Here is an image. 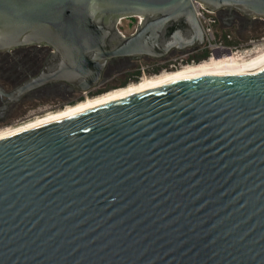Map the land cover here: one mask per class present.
Instances as JSON below:
<instances>
[{"label": "water", "instance_id": "water-1", "mask_svg": "<svg viewBox=\"0 0 264 264\" xmlns=\"http://www.w3.org/2000/svg\"><path fill=\"white\" fill-rule=\"evenodd\" d=\"M197 1L264 19V0ZM196 13L194 0H0V51L53 48L0 93L88 92L115 59L198 50ZM0 264H264V62L0 138Z\"/></svg>", "mask_w": 264, "mask_h": 264}, {"label": "flooded vegetation", "instance_id": "flooded-vegetation-1", "mask_svg": "<svg viewBox=\"0 0 264 264\" xmlns=\"http://www.w3.org/2000/svg\"><path fill=\"white\" fill-rule=\"evenodd\" d=\"M223 14H227L230 16L234 15L232 24L236 26L238 25V27H244L250 22L249 17L244 16L238 12L224 13V11L223 13H217L219 22H221V15ZM132 17L140 18V16ZM140 22L141 18L139 23ZM120 31H122V29H120ZM218 32H220L219 28ZM123 33L125 35H129L133 32ZM204 48L205 47H201L198 50L187 49L185 51L173 50L165 58L162 59L154 58L151 56H143L142 58L146 57L149 59L150 57L163 62L161 64H158L157 67L153 68L154 71H158L162 67L176 68L181 63L178 59H184L185 56H189L192 53L194 54L202 51L204 50ZM52 51L53 48L50 45H47V43L20 45L13 47L7 51H0V87L6 92H10L15 88V86L17 87L27 79L36 76L42 69L47 56ZM135 60L140 59L120 58V60L115 59L113 61H110L106 69L104 70V75L102 76V80L100 81L99 85L90 91L88 90L86 94L83 91L74 89L71 84L64 81L50 82L42 85L41 87L33 88L24 93L20 98L16 100L6 101L8 99V96L6 94L0 93V130L9 127L8 124L10 123L20 124L26 122L27 120L36 118L35 116L38 115H35L34 112L37 109L41 108V104L50 102V104H48L49 107H55L61 104L62 106H64L66 105L65 103H73L84 99L86 95L89 96L90 94L93 96L95 94L106 91L109 88L108 83L105 82L107 75H111V73L118 68L130 66ZM173 61H177V63H173ZM132 75L135 78H139V74L136 73V71L134 72V74L132 73ZM20 117L23 118L20 119Z\"/></svg>", "mask_w": 264, "mask_h": 264}, {"label": "bare ground", "instance_id": "bare-ground-1", "mask_svg": "<svg viewBox=\"0 0 264 264\" xmlns=\"http://www.w3.org/2000/svg\"><path fill=\"white\" fill-rule=\"evenodd\" d=\"M252 52L253 53L249 52V57L244 52L229 53L227 57L215 56L212 59H206L199 63L187 64L178 67L174 71H165L160 75L158 74L153 77H144L137 83L118 88L116 90L104 93L100 96H96L93 98L87 96L85 100L80 101L79 103H76L74 105H68L57 111L38 116L33 120L27 121L14 127L1 129L0 138L13 135L24 130L36 128L38 126H44V124L60 120L73 114L93 108L95 106H99L114 100L118 101V99L164 86L174 81L188 78L192 79L201 76L207 77L211 75L239 73L248 70L264 62V46L259 51L256 52L255 50H253Z\"/></svg>", "mask_w": 264, "mask_h": 264}, {"label": "rangeland", "instance_id": "rangeland-1", "mask_svg": "<svg viewBox=\"0 0 264 264\" xmlns=\"http://www.w3.org/2000/svg\"><path fill=\"white\" fill-rule=\"evenodd\" d=\"M249 20H250V22L248 24H246L244 27H241V26L238 27V25L236 26L233 24L230 26H227V25H224L222 22H219L218 28H220V32L218 33V35H219L218 39L221 42H223L224 44L231 46L233 50L238 51L239 53L245 52L246 49H248L251 53L252 47H255L258 45L264 46V19H262V18H253V19L250 18ZM139 21H140V18H138V17H127L122 21L123 23H122V25H120V29H122L123 32H125V33L134 32ZM206 59H209L208 56L206 58H203V59H196V53H194V54L192 53L189 56H185L184 59H181V58L178 59L181 63L177 67H181V66H184L187 64L199 63V62L204 61ZM174 62L177 63V61H173V63ZM161 63H163V62H161L157 59H153L150 57L148 59V58L144 57L140 60L133 61V63L130 66H126V67H122V68H118V69L114 70L111 73V75H107L105 82L108 83L109 88L102 93L104 94L105 92L107 93V92L116 90L118 88L126 87L130 84L137 83V81L139 82L142 77L143 78L144 77H153L154 75L159 74V73L163 74V72H165V70H174L177 68V67L176 68L175 67H173V68L162 67L160 70L154 71L153 68L157 67L158 64H161ZM135 71H136V73L140 72L139 78H137V80L132 75V73L134 74ZM166 72H168V71H166ZM124 81H128V82L123 84L122 82H124ZM102 93H98V94H95L93 96L90 94H89V96L86 95L84 99H81V100L73 102V103H65L66 105H64V106H62V104H61L59 106L49 107L48 104H50V102H47V103L41 104L40 105L41 108L37 109L34 113H35V115L42 116V115H45L49 112H54V111H57L59 109H62L68 105H74L76 103H79L80 101L85 100L87 96L93 98V97L102 95ZM38 116H35V117H38ZM22 118L20 117V119H22ZM33 119H35V118H33ZM33 119H30V120H33ZM30 120H27V121H30ZM23 123H25V122H23ZM12 124L11 123L8 124L9 127H14V126L19 125V124H15V123H12ZM20 124H22V123H20ZM9 127H6V128H9ZM6 128H3V129H6Z\"/></svg>", "mask_w": 264, "mask_h": 264}, {"label": "built area", "instance_id": "built-area-1", "mask_svg": "<svg viewBox=\"0 0 264 264\" xmlns=\"http://www.w3.org/2000/svg\"><path fill=\"white\" fill-rule=\"evenodd\" d=\"M194 5L197 11V16L201 21V24L204 28L205 35H206V41L204 47L209 49V59H212L215 56H224L227 57L229 53H235L238 51H235L232 49L231 46L224 44L218 39V25H219V19L217 16L216 11H212L208 8H206L200 1L194 0ZM141 18V17H140ZM125 18H121L119 20V27L122 25V21ZM123 31V30H122ZM263 46H255L251 48L252 51L255 50L256 52L259 51ZM250 51L248 49L245 50L244 53L249 57ZM246 56V57H247ZM86 93V92H85Z\"/></svg>", "mask_w": 264, "mask_h": 264}, {"label": "trees", "instance_id": "trees-1", "mask_svg": "<svg viewBox=\"0 0 264 264\" xmlns=\"http://www.w3.org/2000/svg\"><path fill=\"white\" fill-rule=\"evenodd\" d=\"M207 56H209V49L207 48H204V50L202 51H199L196 53V59H203V58H206ZM138 74L140 72H137ZM138 77H136L135 79L137 80ZM128 81H124L122 82L123 84L127 83Z\"/></svg>", "mask_w": 264, "mask_h": 264}]
</instances>
